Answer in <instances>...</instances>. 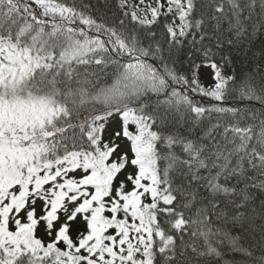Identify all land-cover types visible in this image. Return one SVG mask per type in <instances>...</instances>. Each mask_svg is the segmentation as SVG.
<instances>
[{"label": "snow or ice", "instance_id": "1", "mask_svg": "<svg viewBox=\"0 0 264 264\" xmlns=\"http://www.w3.org/2000/svg\"><path fill=\"white\" fill-rule=\"evenodd\" d=\"M0 264H264V0H0Z\"/></svg>", "mask_w": 264, "mask_h": 264}]
</instances>
